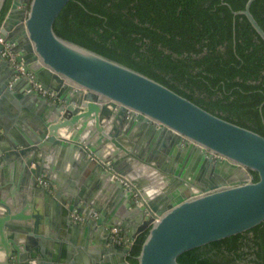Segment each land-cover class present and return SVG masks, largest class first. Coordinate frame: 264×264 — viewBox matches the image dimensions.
Wrapping results in <instances>:
<instances>
[{
	"label": "water",
	"instance_id": "water-1",
	"mask_svg": "<svg viewBox=\"0 0 264 264\" xmlns=\"http://www.w3.org/2000/svg\"><path fill=\"white\" fill-rule=\"evenodd\" d=\"M70 1L11 0L0 25L1 37L25 71L53 94L43 95L29 79L17 78L0 55V128L5 130L0 177L5 168L12 174L9 185L0 181L4 264H54L48 258L51 248L61 252L62 261L69 260V249H61L67 232L84 247L93 240L102 262L113 258L115 264H131L129 244L147 231L138 264H180L178 258L190 250L262 224L264 136L60 37L54 25ZM255 1L248 0L235 16H246L264 41L251 12ZM5 3L0 0V17ZM17 99L37 113L30 115ZM2 117L18 124L20 133L11 136ZM54 160L90 180L65 193L40 186L42 176L56 183ZM250 171L258 174L257 182ZM114 175L131 181L139 198ZM20 189L27 194H18ZM150 190L160 191L149 195ZM31 210L34 215L26 214ZM114 228L128 245L114 244Z\"/></svg>",
	"mask_w": 264,
	"mask_h": 264
},
{
	"label": "trees",
	"instance_id": "trees-1",
	"mask_svg": "<svg viewBox=\"0 0 264 264\" xmlns=\"http://www.w3.org/2000/svg\"><path fill=\"white\" fill-rule=\"evenodd\" d=\"M248 0H71L56 33L162 83L205 110L264 136V41ZM11 0L0 17L4 20ZM251 12L264 30V0ZM254 182L259 180L250 171ZM149 231L128 257H137ZM180 264H264V222L190 250Z\"/></svg>",
	"mask_w": 264,
	"mask_h": 264
},
{
	"label": "crops",
	"instance_id": "crops-1",
	"mask_svg": "<svg viewBox=\"0 0 264 264\" xmlns=\"http://www.w3.org/2000/svg\"><path fill=\"white\" fill-rule=\"evenodd\" d=\"M17 101L19 103H21V107L23 108H27V111L30 115H35L37 113V110L35 107H33L31 104H27L26 102H22L19 99H17ZM5 110V109H4ZM3 116V114H2ZM2 121L3 124L9 128V133L11 134V136H16L19 132V125L16 124H12L10 120H8L5 117H2ZM5 133V130L0 128V135ZM51 167L53 169L52 171V177L53 179H55V184L52 185L51 183V191L54 190H60L62 189V191H64V193L66 192V189L75 186L78 187H82L85 186V183L88 182L87 180H90V177L87 174H80L76 171H73L70 167L68 166H62L60 164V162L58 160H54L53 162H51ZM12 180V174L10 172L9 168H5V171L2 173L1 177H0V181L6 183L7 185H9ZM40 185V184H39ZM41 186V185H40ZM18 194L21 195H26L27 193L25 192V190H17ZM35 214V211H26V214ZM76 217V216H75ZM53 220V219H52ZM76 222H79L80 220H77L75 218ZM83 221V220H82ZM54 223H59V220L56 218ZM106 239H108V235L105 234ZM61 244V249L63 250H68L70 251L69 254H71L70 259L67 261H62L61 257L62 254L61 252H59V254L57 253V255L55 254V249L51 248L50 243L47 242L45 243L46 247L50 250H53L51 253H53V256H49V261L51 263H56V264H115V261L113 258L105 260V262H102L101 259L103 258H99L96 255L95 252V244L93 242V240H91L88 244L87 247H84V245H82L80 239L77 237L76 234L73 233H66L65 237L62 239ZM54 256L57 257V259H59L57 262L54 261ZM61 260V261H60ZM127 260L129 261V259L127 258Z\"/></svg>",
	"mask_w": 264,
	"mask_h": 264
},
{
	"label": "built area",
	"instance_id": "built-area-1",
	"mask_svg": "<svg viewBox=\"0 0 264 264\" xmlns=\"http://www.w3.org/2000/svg\"><path fill=\"white\" fill-rule=\"evenodd\" d=\"M0 55L6 59L13 68L16 69L17 71V78H26L29 79L30 81L33 82L34 88L41 92L43 95L46 96H52V93H49V91H46L44 89H42V87L34 82V75L33 73L30 72H26L25 71V67L23 66V64L21 62L18 61V56L16 53H14V51L12 50V47L6 43L5 39L1 37L0 35ZM109 168H111V165H108ZM115 178L119 179V181L121 183H123L125 189L129 190L130 192L134 193V196L136 198H139L140 193L136 190L135 185L131 183V181H129L127 178L119 176V175H114ZM39 184L42 187H45L47 189L51 188V182L46 178V176H42L38 179ZM98 213L94 212L92 214V218L97 219ZM77 220L82 221L83 219L76 216L75 217ZM111 236L114 239V244L118 245V246H122V245H128L129 242L128 240H126L123 236H122V232L120 229L114 228L111 230ZM133 243H130L129 246L132 247Z\"/></svg>",
	"mask_w": 264,
	"mask_h": 264
},
{
	"label": "clouds",
	"instance_id": "clouds-1",
	"mask_svg": "<svg viewBox=\"0 0 264 264\" xmlns=\"http://www.w3.org/2000/svg\"><path fill=\"white\" fill-rule=\"evenodd\" d=\"M61 135L65 136V132L62 131ZM65 138H67V136H65ZM162 188H163V182H161V189L160 190H162ZM160 190H150L149 195H152L153 191H160ZM4 258H5V254L3 252H0V264H4Z\"/></svg>",
	"mask_w": 264,
	"mask_h": 264
}]
</instances>
